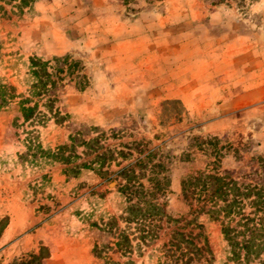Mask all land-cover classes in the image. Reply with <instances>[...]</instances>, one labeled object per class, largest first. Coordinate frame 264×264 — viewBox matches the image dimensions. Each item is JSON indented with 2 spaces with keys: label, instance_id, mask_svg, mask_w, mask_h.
<instances>
[{
  "label": "rangeland",
  "instance_id": "374dc122",
  "mask_svg": "<svg viewBox=\"0 0 264 264\" xmlns=\"http://www.w3.org/2000/svg\"><path fill=\"white\" fill-rule=\"evenodd\" d=\"M18 4L0 0V84L17 95L0 109V264L33 253L39 260L27 264H165L159 250L173 223L163 222L141 253L108 247L116 235L105 222L122 213L134 185L148 188L157 177V200L174 217L187 212L180 180L189 172L264 186V0ZM32 58L57 81L52 109L61 121L45 97L31 95ZM26 97L46 117L24 121ZM29 131L45 150L77 133L99 135L100 146L88 154L78 147L66 164L32 156ZM199 220L209 264H232L220 224ZM95 243L107 245L101 257Z\"/></svg>",
  "mask_w": 264,
  "mask_h": 264
},
{
  "label": "trees",
  "instance_id": "16d2710c",
  "mask_svg": "<svg viewBox=\"0 0 264 264\" xmlns=\"http://www.w3.org/2000/svg\"><path fill=\"white\" fill-rule=\"evenodd\" d=\"M28 0H19L18 8L22 9ZM30 73L33 77L30 92L32 97H45V108L57 121L63 116L53 110L56 101L54 90L57 81L47 71V62L38 58L31 59ZM15 89L7 84H0V109L7 107L16 98ZM29 97L20 100V111L24 121H32L41 116L37 111L38 101L27 105ZM99 135L85 140L79 133L71 135V143L59 145L56 150H45L35 141L33 131L27 133V145L32 156L40 155L70 164L79 158L77 148L83 146L85 154L99 148ZM218 141L216 137H209ZM205 140V139H204ZM202 140V141H204ZM30 153H24L22 157ZM84 163L72 165L71 169H80ZM125 169V168H123ZM67 169H65L66 171ZM157 177L153 178L150 187L141 184L131 189L132 198L119 216L111 215L105 225L114 229L113 252L123 255L134 251L141 253L143 246L151 245L158 233L166 224H174L168 240L162 244L159 259L165 264H209L213 261L208 234L199 219L204 216L208 221L220 224L221 234L226 241L227 260L232 264H264V186L251 182L239 181L230 173L198 170L187 173L180 180V195L187 206V212L171 216L164 203L157 200L163 191ZM124 223L120 228L118 223ZM107 246V245H106ZM94 244L96 257L103 254L102 248ZM39 254L29 255V260L21 259L19 264L39 260ZM12 264H15L13 262Z\"/></svg>",
  "mask_w": 264,
  "mask_h": 264
}]
</instances>
